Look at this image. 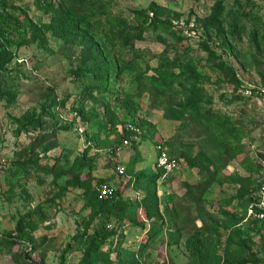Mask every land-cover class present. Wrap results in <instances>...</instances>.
<instances>
[{
	"label": "rangeland",
	"instance_id": "rangeland-1",
	"mask_svg": "<svg viewBox=\"0 0 264 264\" xmlns=\"http://www.w3.org/2000/svg\"><path fill=\"white\" fill-rule=\"evenodd\" d=\"M261 91L264 0H0V264H264Z\"/></svg>",
	"mask_w": 264,
	"mask_h": 264
},
{
	"label": "built area",
	"instance_id": "built-area-1",
	"mask_svg": "<svg viewBox=\"0 0 264 264\" xmlns=\"http://www.w3.org/2000/svg\"><path fill=\"white\" fill-rule=\"evenodd\" d=\"M258 100L261 104V106L264 107V91L260 92ZM126 131L129 132V136L124 138L122 141V147L126 146H133L136 143H139L141 141V129L137 127L134 124H128L125 128ZM120 147V148H122ZM156 151V163L155 168L157 173L162 174V176L165 178L168 176L171 172L179 169L180 167V160L173 157L166 145H164V142L160 141L155 146ZM264 167V165H263ZM117 173H120L124 175V170L121 166L116 168ZM259 184H258V190L253 195L252 201L247 207V212L245 216V223H251L254 224L256 222H262L264 221V170L263 172H260L259 176ZM115 189L110 184H102L98 187V198L100 200H109L113 199L115 197Z\"/></svg>",
	"mask_w": 264,
	"mask_h": 264
},
{
	"label": "trees",
	"instance_id": "trees-1",
	"mask_svg": "<svg viewBox=\"0 0 264 264\" xmlns=\"http://www.w3.org/2000/svg\"><path fill=\"white\" fill-rule=\"evenodd\" d=\"M218 25H219V23L217 22V19L214 16H212V17H210V18H208V19L205 20V27H208V28L218 27ZM134 125H136L140 129H142L139 124L134 123ZM129 135H130L129 132L126 131V130H124V132H123V138L122 139L124 140V138L128 137ZM156 175L157 176H155V177L158 179L160 173H157ZM257 190H258V187H257ZM114 191H115V197L113 199L101 200V201H107V203H110V206H108L109 207L108 210H111L112 208L113 209L120 210L121 208H123L124 203H125L122 195H120V193H119V190H116L115 189ZM97 197H98V193H97ZM251 201H252V199H251ZM249 224H250L249 226H252V225H259L260 226V225H264V221H262V222H256L254 224H251V223H249ZM111 231L113 232V231H115V229L113 228ZM110 237H112V234L111 233H106V232H103L101 235H98L97 234L95 236H92V238H91V245H92L91 246V249H95L96 248V244L97 245H103ZM17 239L22 240V241H29L30 243H32L31 238H29V236H27L25 234H18L17 235ZM7 240L9 242L13 241L10 238H7ZM91 251L92 250H90V252ZM90 252H88V253H90ZM78 264H85V263L84 262H80Z\"/></svg>",
	"mask_w": 264,
	"mask_h": 264
},
{
	"label": "crops",
	"instance_id": "crops-1",
	"mask_svg": "<svg viewBox=\"0 0 264 264\" xmlns=\"http://www.w3.org/2000/svg\"><path fill=\"white\" fill-rule=\"evenodd\" d=\"M133 147H137V146H136V145H133ZM137 152H140V151L137 150ZM140 153H141V152H140ZM155 163H156V152H155V154H154V165H155ZM177 170H178V169H177ZM177 170L171 172L169 175L175 173ZM154 173H155V174L157 173L156 170H155V168H154Z\"/></svg>",
	"mask_w": 264,
	"mask_h": 264
}]
</instances>
